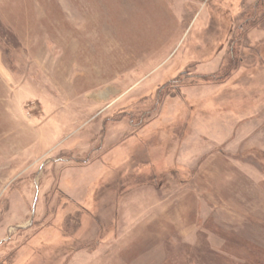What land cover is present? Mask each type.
Returning <instances> with one entry per match:
<instances>
[{"label":"rangeland","instance_id":"1","mask_svg":"<svg viewBox=\"0 0 264 264\" xmlns=\"http://www.w3.org/2000/svg\"><path fill=\"white\" fill-rule=\"evenodd\" d=\"M0 264H264V0H0Z\"/></svg>","mask_w":264,"mask_h":264}]
</instances>
